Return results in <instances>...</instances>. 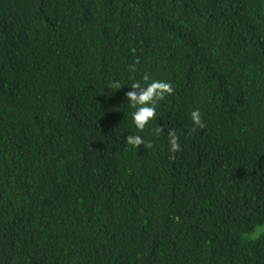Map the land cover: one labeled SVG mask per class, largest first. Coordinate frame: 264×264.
<instances>
[{
  "label": "trees",
  "instance_id": "16d2710c",
  "mask_svg": "<svg viewBox=\"0 0 264 264\" xmlns=\"http://www.w3.org/2000/svg\"><path fill=\"white\" fill-rule=\"evenodd\" d=\"M0 264H264V0H0Z\"/></svg>",
  "mask_w": 264,
  "mask_h": 264
},
{
  "label": "clouds",
  "instance_id": "9594fccd",
  "mask_svg": "<svg viewBox=\"0 0 264 264\" xmlns=\"http://www.w3.org/2000/svg\"><path fill=\"white\" fill-rule=\"evenodd\" d=\"M136 62L139 63V58H137ZM130 70L135 71V66H130ZM143 80L146 82L145 86H142L140 82H134L130 86L131 90L125 93L130 107L135 109L132 113V119L139 132H143L148 124L156 119V105L158 102L163 101L166 96L174 94V88L170 82L161 80L148 82L149 76L147 74L143 76ZM108 87L117 90L121 88V84L119 82H114L110 83ZM191 119L196 127L203 128L205 126L199 109L191 112ZM163 131L164 129L162 127H157L155 129V134L159 135ZM168 137L170 151L172 153L181 151L182 149L177 134L169 130ZM125 141L135 149H139L141 145L147 148L152 147V144H146L145 140L140 135H127Z\"/></svg>",
  "mask_w": 264,
  "mask_h": 264
}]
</instances>
